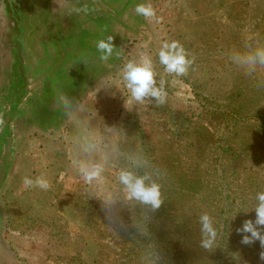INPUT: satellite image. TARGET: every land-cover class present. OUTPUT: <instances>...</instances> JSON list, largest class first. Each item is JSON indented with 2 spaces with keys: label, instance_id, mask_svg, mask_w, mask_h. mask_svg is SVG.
Returning a JSON list of instances; mask_svg holds the SVG:
<instances>
[{
  "label": "rangeland",
  "instance_id": "rangeland-1",
  "mask_svg": "<svg viewBox=\"0 0 264 264\" xmlns=\"http://www.w3.org/2000/svg\"><path fill=\"white\" fill-rule=\"evenodd\" d=\"M26 2L21 34L0 49V264H214L203 213L221 264H264V246L236 233L264 191V67L250 76L230 60L264 46V0ZM140 3L155 17L137 15ZM173 41L192 61L183 76L159 63ZM142 58L164 81L162 105L125 86L124 65ZM82 165L99 179L85 183ZM121 170L161 185L166 219L128 198ZM41 176L48 190L25 188Z\"/></svg>",
  "mask_w": 264,
  "mask_h": 264
},
{
  "label": "clouds",
  "instance_id": "clouds-1",
  "mask_svg": "<svg viewBox=\"0 0 264 264\" xmlns=\"http://www.w3.org/2000/svg\"><path fill=\"white\" fill-rule=\"evenodd\" d=\"M83 10L87 11L86 8ZM135 12L145 19H152L156 15L152 6L144 3L137 4ZM112 41V37L97 41L96 49L100 54L101 61H108L112 57L115 48ZM158 58L159 63L164 66V70L176 76L185 75L192 63L184 47L176 41L163 43L158 51ZM230 60L235 66L251 76L259 68L264 67V46H257L244 51H233ZM122 73L123 80L126 82L125 86L134 101L140 104L145 101H154L157 105L165 103L167 97L165 84L162 80L158 84L150 58H142L139 62L129 60L124 65ZM80 172L84 182L90 184L93 180L99 179L102 169L95 165H82ZM147 179L146 176L138 177L127 170H121L118 175V180L125 186L129 199L150 205L153 209H158L163 202L161 185L156 182L146 183ZM23 184L25 188L36 187L41 190L50 188L48 180L43 176L35 179L25 177ZM255 201V219L245 220L236 229V233L240 235V243L243 245H250L259 241L261 246H264V191H258L255 194ZM199 225L202 236L201 246L206 249L210 248L217 237L213 217L208 213L201 214ZM261 259H264V253L261 254Z\"/></svg>",
  "mask_w": 264,
  "mask_h": 264
},
{
  "label": "water",
  "instance_id": "water-1",
  "mask_svg": "<svg viewBox=\"0 0 264 264\" xmlns=\"http://www.w3.org/2000/svg\"><path fill=\"white\" fill-rule=\"evenodd\" d=\"M26 3V0H0V49L7 47L14 32L21 34L20 20Z\"/></svg>",
  "mask_w": 264,
  "mask_h": 264
},
{
  "label": "trees",
  "instance_id": "trees-1",
  "mask_svg": "<svg viewBox=\"0 0 264 264\" xmlns=\"http://www.w3.org/2000/svg\"><path fill=\"white\" fill-rule=\"evenodd\" d=\"M256 117V116H255ZM259 119V118H258ZM259 126L260 127H262V126H264V122H263V120H260L259 119ZM159 209H160V215H162L163 217H165V219H166V215H167V212L165 211V210H163V209H161V206L159 207ZM178 220L179 221H182V218H181V216H179L178 217ZM179 233H180V237H184V236H186V228L185 227H183L182 228V233L180 232V229H179ZM220 243H221V241H219ZM218 244V242H217V244H216V239H215V241H214V246H212V253H214V256H215V260H214V264L216 263V264H221L222 263V261H223V257L221 256L222 255V248H221V244ZM223 244V243H222ZM144 251V254L145 255H147V252L145 251V250H143ZM189 251H192V250H189ZM194 253H197V252H195L194 251ZM194 253H190V256H192V254H194ZM186 256H187V254H186ZM194 256H196V254H194ZM188 259H189V257H187L186 258V263H182V264H190L189 262H188ZM196 259V258H195ZM197 260V259H196ZM158 263H160V264H162V262H158Z\"/></svg>",
  "mask_w": 264,
  "mask_h": 264
}]
</instances>
